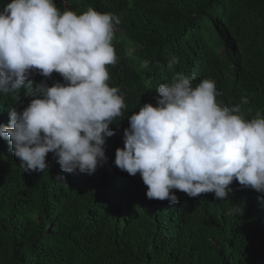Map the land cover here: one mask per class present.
Segmentation results:
<instances>
[{"label":"trees","instance_id":"trees-1","mask_svg":"<svg viewBox=\"0 0 264 264\" xmlns=\"http://www.w3.org/2000/svg\"><path fill=\"white\" fill-rule=\"evenodd\" d=\"M11 0H0V10ZM82 14L89 6L119 16L113 41L118 62L108 66L110 86L124 94L123 117L110 128L107 163L92 174L62 172L53 155L44 172H24L0 138V264H264V195L234 181L225 200L214 193L179 203L150 200L139 173L114 165L128 118L176 72L215 81L224 106L264 117V0H55ZM179 63L169 68L173 57ZM35 83H63L33 73ZM246 98L248 103H242ZM30 103L0 94V125L9 108ZM65 177L64 182L57 178ZM236 207L240 211L230 215Z\"/></svg>","mask_w":264,"mask_h":264},{"label":"clouds","instance_id":"clouds-1","mask_svg":"<svg viewBox=\"0 0 264 264\" xmlns=\"http://www.w3.org/2000/svg\"><path fill=\"white\" fill-rule=\"evenodd\" d=\"M120 23L116 14L91 6L82 14L61 11L55 0H11L0 10V94L19 99L24 89L30 98L22 111L9 108L0 138L24 172H44L49 153L68 174H92L107 163L106 140L115 135L110 125L127 107L120 88L108 83ZM178 63L173 56L167 66ZM33 73L45 79L57 73L63 83H35ZM155 92V106L146 103L127 117L114 160L130 176L139 173L148 199L177 204V190L225 200L234 181L264 195V117L246 119L240 105L217 102L215 81L193 86L181 72Z\"/></svg>","mask_w":264,"mask_h":264}]
</instances>
